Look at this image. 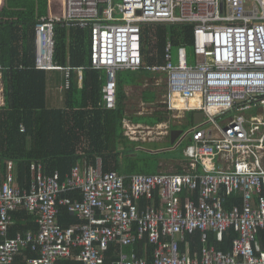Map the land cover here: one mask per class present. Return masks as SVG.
Masks as SVG:
<instances>
[{
    "label": "built area",
    "instance_id": "built-area-1",
    "mask_svg": "<svg viewBox=\"0 0 264 264\" xmlns=\"http://www.w3.org/2000/svg\"><path fill=\"white\" fill-rule=\"evenodd\" d=\"M115 1L64 0V17L38 20L35 67L63 71V88L70 89L74 70L54 60L58 21L90 31L92 69L106 74L105 110L117 108L118 73L166 75V102L174 116L204 114L203 123L190 131L187 171L126 176L104 172L99 161L78 163L62 180L58 169L48 174L42 162H34L33 179L23 188L10 161L0 173V264H15L28 249L38 257L27 264L71 259L108 264L112 245L119 252L112 264H264V0ZM155 24L193 25L195 62H189L182 46L175 63L169 40L164 62L148 66L143 26ZM83 70L76 69L81 79ZM3 71L0 64V107L5 105ZM177 95L183 106L176 105ZM125 129L138 141L156 128L130 124ZM233 195L243 203L228 210L225 200ZM61 207L80 223L63 228ZM22 210L34 217L38 229L12 236ZM231 229L237 236L230 251L210 244V233L221 243ZM197 232L202 247L192 252L188 237ZM145 241L142 256L135 249L125 252Z\"/></svg>",
    "mask_w": 264,
    "mask_h": 264
},
{
    "label": "trees",
    "instance_id": "trees-1",
    "mask_svg": "<svg viewBox=\"0 0 264 264\" xmlns=\"http://www.w3.org/2000/svg\"><path fill=\"white\" fill-rule=\"evenodd\" d=\"M1 16L30 17L31 20L0 19V64L4 67L5 102L0 107V173H4L7 163L12 161L17 183L27 188L33 179L32 164L42 162L46 173L51 174L58 169L64 180L80 162L82 156L78 153L79 143L86 139L89 141L87 154L91 157L100 155L104 172L116 171L121 175H135V170L140 168L139 153L135 147H131L132 142L124 135L122 123L127 97L121 83L123 72L117 76V108L103 109L101 79L105 78V72L92 69L89 30L69 29L64 22L55 21L54 60L60 66H69L73 70L84 68L85 73L80 93L73 76L71 88L67 91L69 104L66 109L47 107L48 71L35 67V28L39 23L36 18L64 16V0H0ZM193 30L194 26L191 24L144 25L143 40L147 46L150 45L149 51L144 50L146 64L152 66L164 62L165 48L169 40L173 43V48L184 46L192 50ZM77 93L79 96H75ZM79 115L80 121L77 118ZM22 126L25 127L24 132L21 131ZM134 143L137 142L133 141ZM120 145H124L126 152L120 150ZM178 169L177 174L186 172L183 167ZM70 196L79 198L77 194ZM242 203L240 195H233L226 198L225 207L231 210ZM59 223L63 228H68L78 225L80 221L67 208L61 207ZM37 229L34 217L22 210L16 214V224L11 234L15 236L17 233ZM236 236L234 229H231L223 242L219 243L215 235L210 233V244L227 252ZM200 238L199 232L194 238L188 237L192 252L202 247ZM260 240L264 241V234L260 235ZM145 244L147 241L135 248H126L125 252L130 253L135 249L137 255L142 256ZM186 248V244L182 245L183 251ZM152 250L153 246L149 245L147 251L151 253ZM118 253L116 246L112 245L107 253V263L117 261ZM37 257L30 249L24 250L16 257L15 264H27L28 259ZM63 264L82 263L71 259Z\"/></svg>",
    "mask_w": 264,
    "mask_h": 264
},
{
    "label": "crops",
    "instance_id": "crops-1",
    "mask_svg": "<svg viewBox=\"0 0 264 264\" xmlns=\"http://www.w3.org/2000/svg\"><path fill=\"white\" fill-rule=\"evenodd\" d=\"M44 71H48V93H47V102H46L47 107L49 109H66L69 104V100L67 98V91H69V89L63 88V85L65 83L64 72L57 71V70H44ZM96 71H100V70H96ZM84 73H85V69L82 72V79L79 77V73L76 70H74L72 73L71 84H72V80L74 76V79H76L78 83L79 93L82 92ZM145 73H148L149 75H146ZM133 74H134V77H133ZM104 75H105V78L101 79L102 81L101 83L103 87L106 83V74ZM163 75L152 73V72H147L144 70L139 71V72L123 71L121 83L124 85L123 89L127 97H126V101L124 102L125 109H124V119L122 123H123V129L125 133L124 135L126 137L129 138V136H127V133L125 132L126 130L125 128L128 125L135 124V125H140L141 127L148 126V125H144L140 123L139 124L135 123L134 121L135 117H150L156 120L157 124L155 126H149V127H152V128L155 127L160 132L162 130V135L159 140L167 139V141L169 140L172 141V137H173L172 132L174 131V129H173V125H170V124L171 122H173V120H179V118L175 119V116H172V118L170 117V114L172 113V111L169 109L168 103L166 102L167 95L165 96L166 101L165 102L161 101V98L163 97L165 93V92L163 93L161 90V84L164 81H167L166 77H164L165 75L164 76ZM134 90L137 91L136 94H133V92H135ZM75 96H79L78 93ZM178 103H177L178 106L184 105V102L180 104ZM196 113H202V112L191 111L190 118H189V114L186 113V116L185 118H183V120H185V122L190 121V123L193 124V126H195L194 115ZM77 118H79L78 121L81 120L80 115L77 116ZM159 119H162L163 121H159ZM181 137L176 139L175 143L178 142L181 139ZM130 141L133 142V140L131 139ZM150 141H153V140H150ZM88 143L89 141L86 139L81 140L79 143L78 153L80 156H82L79 163L87 164V165H96L98 164L99 161H101L103 164V161L100 155L95 154L94 157L93 155L91 157L89 156V154H87V151H89ZM120 150L122 151L124 150L126 152V150L124 149V145H120ZM132 150L129 149V151H132ZM124 161L125 160L123 157V162ZM177 162H180V163L186 162L184 166H182L183 164H181L178 167L179 168L183 167L185 168V170L188 168L189 159L187 157H186V161H177ZM159 173H162L161 168H159L158 173H154V174H159ZM146 175H153V174H146Z\"/></svg>",
    "mask_w": 264,
    "mask_h": 264
},
{
    "label": "rangeland",
    "instance_id": "rangeland-1",
    "mask_svg": "<svg viewBox=\"0 0 264 264\" xmlns=\"http://www.w3.org/2000/svg\"><path fill=\"white\" fill-rule=\"evenodd\" d=\"M116 1L117 3H120V0H116ZM115 14L116 16H121V13L119 11H116ZM0 19L27 20L30 19V17L16 18V17L1 16ZM41 19L43 18H36V20H41ZM173 54H174L175 63H178V59H179L178 47L173 48ZM187 54L189 57V62L194 63L195 62L194 48L192 47V50L191 48H187ZM164 77H166V75ZM161 90L163 93L165 92L163 97L161 98V101L165 102L166 101L165 96L168 94L167 81H164L161 84ZM134 91L135 92H133V94H136L137 91L136 90ZM188 114L190 118L191 112H188ZM172 116H174V114L171 113L170 117L172 118ZM134 121L135 123L138 124L140 123L148 126H155L157 124V121L150 117H135ZM170 125H173L174 130L184 131V135L175 144H173L171 140L169 141H167V139L159 140L162 135V130L160 132L157 129H155L154 133L151 136H147L145 138L142 136H137L138 141H135L137 143L133 144L132 142L130 144L131 147H135V150L136 151L138 150L137 152L139 153L138 163L140 168L135 170L136 174L158 173L159 168H161L162 173L177 174V172L179 171L178 166H180L181 164H183L182 166H184V164H186V162L180 163L177 161H186V149L188 145L191 144L190 131L193 128V124L190 123V125H187L185 120L179 118V120H173V122H171ZM142 150H144L145 152H141Z\"/></svg>",
    "mask_w": 264,
    "mask_h": 264
},
{
    "label": "water",
    "instance_id": "water-1",
    "mask_svg": "<svg viewBox=\"0 0 264 264\" xmlns=\"http://www.w3.org/2000/svg\"><path fill=\"white\" fill-rule=\"evenodd\" d=\"M203 121H204V114L203 113H196L194 115V123H195V125L203 123ZM172 133H173L172 134V136H173L172 137V143L173 144L175 143L176 139H178L179 137L184 135V131H179V130H176V131L174 130Z\"/></svg>",
    "mask_w": 264,
    "mask_h": 264
},
{
    "label": "bare ground",
    "instance_id": "bare-ground-1",
    "mask_svg": "<svg viewBox=\"0 0 264 264\" xmlns=\"http://www.w3.org/2000/svg\"><path fill=\"white\" fill-rule=\"evenodd\" d=\"M42 18H45V17H42ZM48 18H62V17H60V16H55V17H48ZM175 99L177 100V101H176V105H177L178 102H180V103L184 102L183 100L180 99L179 95H177V96L175 97ZM180 103H178V104H180ZM177 106H178V105H177Z\"/></svg>",
    "mask_w": 264,
    "mask_h": 264
}]
</instances>
